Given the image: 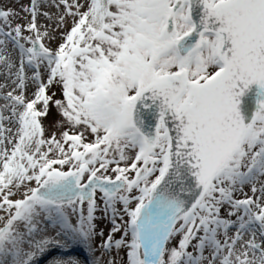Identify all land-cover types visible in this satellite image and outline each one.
<instances>
[{
  "label": "snow or ice",
  "instance_id": "1",
  "mask_svg": "<svg viewBox=\"0 0 264 264\" xmlns=\"http://www.w3.org/2000/svg\"><path fill=\"white\" fill-rule=\"evenodd\" d=\"M0 264H264V0H0Z\"/></svg>",
  "mask_w": 264,
  "mask_h": 264
},
{
  "label": "rangeland",
  "instance_id": "2",
  "mask_svg": "<svg viewBox=\"0 0 264 264\" xmlns=\"http://www.w3.org/2000/svg\"><path fill=\"white\" fill-rule=\"evenodd\" d=\"M22 3H27L28 0H21ZM73 255H80L81 253L80 252H73L72 253Z\"/></svg>",
  "mask_w": 264,
  "mask_h": 264
},
{
  "label": "water",
  "instance_id": "3",
  "mask_svg": "<svg viewBox=\"0 0 264 264\" xmlns=\"http://www.w3.org/2000/svg\"><path fill=\"white\" fill-rule=\"evenodd\" d=\"M255 87V86H254Z\"/></svg>",
  "mask_w": 264,
  "mask_h": 264
}]
</instances>
